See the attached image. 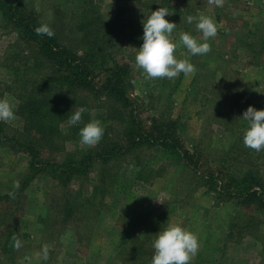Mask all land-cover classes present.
<instances>
[{"label":"rangeland","instance_id":"rangeland-1","mask_svg":"<svg viewBox=\"0 0 264 264\" xmlns=\"http://www.w3.org/2000/svg\"><path fill=\"white\" fill-rule=\"evenodd\" d=\"M8 1L20 2L24 15L47 24L83 56L97 86L115 79V65L123 66L132 106L88 92H62L68 110L88 109L77 126L67 123L71 112L63 120L48 115L29 122L24 115L29 101L23 96L41 86L37 59L0 12V98L16 103L17 116L0 122L4 135L31 142L43 160L62 162L78 160L107 142L127 148L128 132L139 125L146 134L169 135L187 152L188 162L144 146L106 169L96 164L66 186L38 175L21 189L30 157L3 143L0 264H131L130 251L139 246L144 256L138 255L134 264H151L152 240L166 223L198 236L200 249L191 264H264V206L225 195L238 189L231 177L240 178L247 170L258 173L264 184V151L243 145L247 125L238 120L249 106L264 109V0ZM159 7L167 8L171 16L165 19L177 24L172 33L176 43L182 32L202 38L195 23L185 22L187 16L214 19L218 30L208 41L209 54L187 56L183 47L176 50L178 58L196 66L195 75L145 79L136 68L142 21ZM116 14L117 28L109 38L105 24ZM90 120L101 121L105 129L91 148L78 135ZM102 181L98 191L104 194L95 199L94 187ZM12 225L21 246L5 254L1 248Z\"/></svg>","mask_w":264,"mask_h":264},{"label":"trees","instance_id":"trees-1","mask_svg":"<svg viewBox=\"0 0 264 264\" xmlns=\"http://www.w3.org/2000/svg\"><path fill=\"white\" fill-rule=\"evenodd\" d=\"M0 12L4 20L17 32L19 41L33 51L37 59L35 67L38 68L37 75L41 78V86L40 88L32 87L29 93L23 96L26 97V101L30 102H27L28 111L24 112L29 122H31L32 117L37 119L39 116L48 117V115L57 119L60 118V120L66 118L71 111L67 108V95L63 96L62 92L68 94L88 92L96 97L114 99L124 107L132 106L127 97L126 91L129 81L127 71H124L123 66L115 65V79L97 86L94 82V73L88 67L85 58L63 44L58 33L52 29L54 35L50 38L37 35L35 28L42 23L35 16L24 15L20 2L13 5L8 0H0ZM118 16L119 14H116L112 21L105 24L109 38L116 31ZM94 23L96 22L92 21L91 29L98 38L99 29ZM128 137L129 145L127 148H123L115 142H107L92 153L83 155L78 160L67 158L62 162H56L41 159L39 150L31 142L22 143L13 137L4 135L0 126V145L3 143L11 144L14 151L24 152L30 157L29 171L22 181L21 189H25L38 175L46 176L66 186L72 180L88 175L90 169L96 164L100 168L106 169L111 162L114 163L126 154L144 146L159 147L169 157L177 159V161L188 162L187 152L182 151L176 141L169 135L157 134L153 136L146 134L139 125H136L134 130L128 132ZM186 166L188 167V165ZM231 181L238 189L235 193L226 192L227 198L239 199L243 203L256 202L264 206V184L258 173L247 170L240 178L231 177ZM103 184L104 182L94 187L95 199L104 194V192L98 191L99 189L102 190ZM66 205L69 207L70 201L67 200ZM70 210L69 207L67 210L69 214ZM16 240V227L12 225L7 230L1 248L2 253H13ZM141 250L142 248L139 246L137 249L130 251L131 259H129V262L131 264L136 263L137 257L144 256Z\"/></svg>","mask_w":264,"mask_h":264},{"label":"clouds","instance_id":"clouds-1","mask_svg":"<svg viewBox=\"0 0 264 264\" xmlns=\"http://www.w3.org/2000/svg\"><path fill=\"white\" fill-rule=\"evenodd\" d=\"M219 2V0H217ZM171 16L167 8L159 7L150 11L142 21V46L137 49L135 65L145 79H174L183 74L185 77L195 75L196 66L187 58H178L175 53L178 48L186 49L187 56H204L211 52L210 38L217 35V25L213 18L207 15L192 16L185 19L188 24L195 23V29L202 38H197L189 32H182L179 42H173L172 33L177 24L165 19ZM40 36L52 37L53 31L47 24L35 28ZM88 109L79 107L71 111L67 123L77 126ZM16 103L9 98H0V122L15 120ZM238 120L246 122L243 133V145L256 152L264 151V109L257 110L249 106ZM105 134V129L99 120H90L79 129V142L86 147L98 145ZM11 195V194H10ZM166 226L154 235L152 248L154 250L151 264H191L198 254L200 242L198 236L178 224L166 223ZM21 242L16 240V247ZM37 255H40L38 253ZM47 250H43V259L47 260Z\"/></svg>","mask_w":264,"mask_h":264}]
</instances>
